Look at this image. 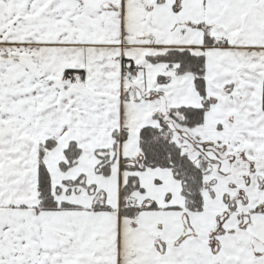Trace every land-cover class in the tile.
<instances>
[{
  "label": "snow or ice",
  "instance_id": "6c2138e0",
  "mask_svg": "<svg viewBox=\"0 0 264 264\" xmlns=\"http://www.w3.org/2000/svg\"><path fill=\"white\" fill-rule=\"evenodd\" d=\"M0 264H264V0H0Z\"/></svg>",
  "mask_w": 264,
  "mask_h": 264
}]
</instances>
